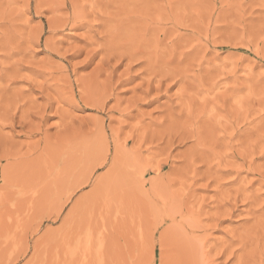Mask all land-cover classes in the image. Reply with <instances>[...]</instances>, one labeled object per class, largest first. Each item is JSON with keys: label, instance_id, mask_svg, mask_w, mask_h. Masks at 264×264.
Instances as JSON below:
<instances>
[{"label": "rangeland", "instance_id": "374dc122", "mask_svg": "<svg viewBox=\"0 0 264 264\" xmlns=\"http://www.w3.org/2000/svg\"><path fill=\"white\" fill-rule=\"evenodd\" d=\"M0 264H264V0H0Z\"/></svg>", "mask_w": 264, "mask_h": 264}, {"label": "bare ground", "instance_id": "6f19581e", "mask_svg": "<svg viewBox=\"0 0 264 264\" xmlns=\"http://www.w3.org/2000/svg\"><path fill=\"white\" fill-rule=\"evenodd\" d=\"M87 181H88V177H87L86 179H84V180H80V181H78V182L76 183V187H79V186H81L82 184H85Z\"/></svg>", "mask_w": 264, "mask_h": 264}]
</instances>
